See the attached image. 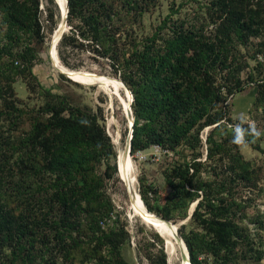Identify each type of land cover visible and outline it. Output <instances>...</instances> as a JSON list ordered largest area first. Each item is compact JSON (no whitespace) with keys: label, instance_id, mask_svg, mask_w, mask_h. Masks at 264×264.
I'll use <instances>...</instances> for the list:
<instances>
[{"label":"trees","instance_id":"16d2710c","mask_svg":"<svg viewBox=\"0 0 264 264\" xmlns=\"http://www.w3.org/2000/svg\"><path fill=\"white\" fill-rule=\"evenodd\" d=\"M63 3L69 28L57 41L58 57L72 68L77 64L67 56L73 48L111 58L114 74L118 73L129 90L134 115L131 154L153 144L176 152L195 148L201 144L202 128L219 124L225 114V107L219 103L225 97L214 81L218 71L232 61L231 32L240 37L243 26L251 29L252 18H243V9L234 6L231 0L230 4L219 0L221 10L226 13L222 21L229 22L220 26V36H204L195 27L191 30L183 21L175 22L166 16L151 34L136 39L121 28L115 16L116 6L108 0H63ZM39 12V0H0V60L5 65L0 69L7 81L21 66L15 56L28 67L36 56L32 42L43 40ZM48 15L55 26L53 15ZM6 56L8 60H3ZM90 83L95 84L92 80L86 82ZM258 86L259 96L264 97V79ZM41 91L43 103L38 111L45 115L44 120L35 121L23 136L12 142L0 139V242L16 243L18 248L14 251L23 252V259L32 260L43 223L75 229L87 213L90 231L100 232V245L109 249V256L101 255L97 264H127L118 241L101 229V213H93L90 206L83 204L99 196L102 179L96 175L95 162L104 149H112V144L96 113L71 105L63 94ZM227 141L225 136L216 140L209 135L206 159L220 154L231 160L232 169L238 168L243 156ZM20 150L30 157L29 161L21 157ZM202 164L193 157L171 166L170 174L178 180L172 183L176 201L200 197L190 215L194 226L185 230L181 224L177 230L186 244L191 264H240L250 250L256 254L260 250L254 249L249 236L239 233L238 225L229 219L236 202L224 195L225 186L203 179ZM22 173L38 175L42 182L35 189L43 192L38 197L35 191L28 192V202L15 212L6 201L9 195L20 191L17 182ZM9 174L13 178L19 176L18 180H9ZM140 197L145 207L153 211ZM56 206L62 210L58 221L51 220ZM36 208L43 210L42 216ZM169 212V208H163L161 216L168 219ZM162 259L164 262L165 256Z\"/></svg>","mask_w":264,"mask_h":264},{"label":"rangeland","instance_id":"374dc122","mask_svg":"<svg viewBox=\"0 0 264 264\" xmlns=\"http://www.w3.org/2000/svg\"><path fill=\"white\" fill-rule=\"evenodd\" d=\"M227 1L230 4V0ZM231 1L234 6L244 10L243 18H252V24L250 30L244 26L240 29V37L235 31L231 32L234 38L229 47L232 61L216 74L214 82L225 97L219 103L225 107L224 117L218 125L216 123L202 128L200 134L204 139L200 136L201 144L195 148L186 147L176 152L153 144L131 154L130 159L134 166L136 189L154 212L146 209L161 216L163 208L167 207L170 211L169 221L178 225L177 229L184 224L185 230H189L194 226L190 220L191 208L200 197L177 202L172 183L178 180L170 174V169L173 164L183 160L199 158L203 163V179L225 186L224 195H229L236 202L231 207L229 219L238 225L239 233L249 236L250 245L260 250L259 254L250 250L240 264H264V97L259 96L261 89L258 86L264 79V0ZM108 2L116 6L115 16L121 28H125L136 39L151 34L166 16L175 22L183 21L191 30H195V27L207 37L215 34L220 36V26L227 23L222 21L226 13L221 10L219 0ZM39 9L43 40L32 42L36 56L31 65L26 66L24 61L15 56L21 66L17 73L10 75L9 81L4 79L0 69V139L4 137L3 142H12L23 136L35 121L44 120L45 115L38 111L43 103L41 90L63 94L71 105L96 113L112 149H104L95 162L96 175L102 179L99 196L83 204L90 206L93 213H101V229L112 234L118 241L119 251L127 264H168L164 237L152 226L145 224L132 209L125 185L118 175L117 146L123 145L129 129L122 103L117 96L119 93L125 97L123 86L119 92L115 89L108 92L95 80H92L95 84H86L87 81L76 82L61 74L49 46L54 31L60 25L58 6L54 0H39ZM49 13L56 21L55 26L52 25ZM67 58L77 64V67L69 68L84 73L96 72L121 83L118 73L113 72L108 55L73 48L69 50ZM3 60H8V57ZM0 66L5 67L2 60ZM112 119L114 122H111ZM209 135L216 140L221 136L228 138L230 147H235L243 156L241 166L232 169L231 160L220 154L206 159V138ZM117 136L118 145L114 142ZM19 152L25 160H30L23 150ZM30 154L33 155V152ZM18 178L9 174V180L16 181ZM40 181L42 179L36 174H21L17 182L20 191L16 195H9L6 201L13 211L16 212L21 204L28 202V192L35 191L36 197L43 192L35 189ZM35 211H39V216L43 215V210L36 208ZM61 211V207L56 206L51 220L58 221ZM83 218L80 227L75 229L65 228L59 223H43L39 228L40 238L35 243L32 260L23 259V252L14 251L18 248L16 243L2 245L0 242V264H97L101 255L109 256V249L105 244L100 245V232L90 231L89 215L86 213ZM176 254L174 264H181L178 250Z\"/></svg>","mask_w":264,"mask_h":264},{"label":"bare ground","instance_id":"6f19581e","mask_svg":"<svg viewBox=\"0 0 264 264\" xmlns=\"http://www.w3.org/2000/svg\"><path fill=\"white\" fill-rule=\"evenodd\" d=\"M56 3L64 11L65 7H64L63 0H56ZM62 24L63 22L60 19V25L54 31L53 40H55L56 36L58 35V32L60 28L62 27ZM51 52H52V56L55 60L57 67L67 77L73 78V80H76V81L95 80L101 86H103L108 92H111L110 91L111 89H115L118 92L119 90H121L122 84L119 82L117 83L108 77L101 76L98 74H92V73H84L83 71L72 69V68H68V69L63 68L60 65V63L56 61L57 57L54 53L53 48L51 49ZM117 96L119 97L122 103L124 115L126 117L129 129H130L131 118L128 113V104L130 101L129 95H128V98L126 95L125 97H122L121 95H119V93ZM111 122H114V119H112ZM129 129H128V132H129ZM114 142L118 145V136L115 138ZM124 144L125 142L123 143L122 146H119V145L117 146L118 147L117 170H118L119 178L122 180V182L125 185V189L128 194L132 209H134L135 213L139 215L140 219L145 224L152 226L155 230H157L164 237L168 264H174L175 257H177L176 256L177 250L179 251L180 263L188 264V261L185 258V256L183 258L181 257V251L183 250L184 255H185V250L179 238L176 236L174 232L176 225L171 223L169 220L164 219L163 217L157 214H154L153 212H150L148 209H146L143 202L140 200L138 196V191L136 189V177H135L134 170H133L134 169L133 162L130 159V157L127 155L126 149L124 148Z\"/></svg>","mask_w":264,"mask_h":264},{"label":"water","instance_id":"95a60500","mask_svg":"<svg viewBox=\"0 0 264 264\" xmlns=\"http://www.w3.org/2000/svg\"><path fill=\"white\" fill-rule=\"evenodd\" d=\"M55 2H56V0H55ZM57 4V3H56ZM59 7V6H58ZM60 8V18H61V20H62V22H63V24H62V27L60 28V30H59V32H58V35L56 36V38H55V40H53V38L50 40L51 41V44L49 45L50 47L52 46V48L54 49V53H55V55H56V57H57V62H59L60 63V65L63 67V68H65V69H68L69 67H67V66H65L61 61H60V59H59V57H58V54H57V50H56V44H57V41H58V39L60 38V36L69 28V25H68V23H67V9H66V4H65V8H64V11H63V9H61V7H59ZM54 41V42H53ZM51 60V62L53 63V61H52V59H50ZM88 72H90V71H88ZM92 74H98V75H102V74H99V73H96V72H92ZM70 78V77H69ZM70 79H72L73 80V78H70ZM118 79H119V81L121 82V84H122V86H123V88H124V93H125V95L127 96V98H128V88H127V86L125 85V83L120 79V77H118ZM74 81H76V80H74ZM128 113H129V115H130V118H131V123H130V129H129V132H128V134H127V136H126V138H125V144H124V148L126 149V152H127V155L131 158V151H130V149H131V138H132V131H133V124H134V115H133V113H132V109H131V104H130V101H129V104H128ZM138 196H139V198H140V200L142 201V199H141V197H140V194H139V192H138ZM143 202V201H142ZM144 203V202H143ZM145 205V204H144ZM196 205V202L192 205V208H191V211L194 209V206ZM177 227H178V225H176V228L174 229V232H175V234H176V236L179 238V240H180V242L182 243V245H183V247H184V250H185V255H184V252H183V250L181 251V257L183 258L184 256H185V258L187 259V261H188V264H191V262H190V259H189V252H188V249H187V247H186V244H185V242H184V240H183V238L181 237V235L179 234V232H178V230H177ZM166 259H167V257H166ZM167 263H168V259H167Z\"/></svg>","mask_w":264,"mask_h":264},{"label":"built area","instance_id":"2783aa9c","mask_svg":"<svg viewBox=\"0 0 264 264\" xmlns=\"http://www.w3.org/2000/svg\"><path fill=\"white\" fill-rule=\"evenodd\" d=\"M200 136L203 138V136L200 134ZM204 139V138H203Z\"/></svg>","mask_w":264,"mask_h":264}]
</instances>
